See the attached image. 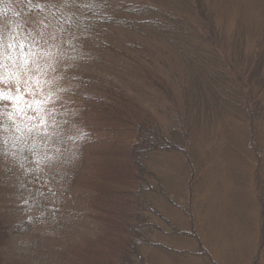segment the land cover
<instances>
[{"label": "rangeland", "instance_id": "1", "mask_svg": "<svg viewBox=\"0 0 264 264\" xmlns=\"http://www.w3.org/2000/svg\"><path fill=\"white\" fill-rule=\"evenodd\" d=\"M204 2L221 42L227 49L237 44L228 53V75L235 81L243 76L247 93L255 82L252 73L246 74L251 56L263 55L264 61V0ZM85 20L74 0H0V215L28 224L10 242V264H102L109 254L98 244L99 216L111 191L128 184L118 157L124 145L117 143L113 153L102 143L81 144L94 125L93 113H85L80 99L85 76H94L103 84L99 88L123 91L165 129L183 103L176 88L168 98L156 87V75L170 85V74L175 80L181 74L180 54L170 45L110 26L91 27ZM258 73L264 82V64ZM249 98L261 106L248 119L253 120V143L262 148L264 92L257 86ZM197 117L189 146L192 171L173 153L151 156L148 166L175 204L189 205L192 227L215 264H252L261 218L247 147L250 123L239 109L208 115L193 109L190 119ZM160 201L156 209L188 233V218ZM160 227L173 230L164 223ZM181 236H166L170 252L142 248L148 263H210L199 251L197 256L179 252L178 247L198 249L194 238Z\"/></svg>", "mask_w": 264, "mask_h": 264}, {"label": "trees", "instance_id": "2", "mask_svg": "<svg viewBox=\"0 0 264 264\" xmlns=\"http://www.w3.org/2000/svg\"><path fill=\"white\" fill-rule=\"evenodd\" d=\"M74 4L84 13L89 26H110L147 42H165L181 58V74L176 80L175 75L170 74L172 84L166 83L164 76L156 75L159 81L156 87L164 96L171 98L176 88L183 99L181 107L175 109L171 125L166 129L123 91H114L109 86L99 88L103 84L94 80V76L83 78V89H79L80 99L87 108L85 113H93V117H90L94 125L91 134H84L81 144L98 147L102 143L114 153L113 148L117 143H123L124 148L118 157L125 165L122 176L128 178V184L111 191L108 207L99 216L102 235L98 244L109 253L102 264H149L142 248L150 249L153 246L150 250L173 251L166 236L174 234L194 238L198 243L197 250L190 248L194 252L178 247L179 252L197 256L199 251L209 260L210 263L205 258L207 263L215 264L201 246L192 227L189 205L185 208L175 204L148 164L150 157L155 154L173 153L180 155L192 171L189 146L191 131L197 128L198 119H190L193 109L204 115L223 109H239L241 116L250 123L249 119H253L261 109L260 104L249 96L257 86L264 92V82L258 79V70L264 64L263 55L250 58L246 74L252 73L255 82L246 93L244 77L240 76L235 81L228 75L231 66L227 60L231 59L228 53L234 51L237 44L231 42L227 49L224 41L221 42L214 14L204 0H74ZM261 35L263 39L264 32ZM191 95V99H194L188 101ZM251 123L247 147L254 162L253 190L261 218L252 264H258L259 260L264 264V146L259 148L253 143L254 129ZM191 195L190 188L189 200ZM160 199L163 205L178 209L188 218V233L175 229L165 218L163 209L159 206L160 211L156 209V200ZM11 222L7 216L0 215V264L12 262L10 242L22 231L21 225L28 227L27 221L22 224ZM163 223L173 229L170 234L161 229L160 224ZM150 236L155 237L156 243Z\"/></svg>", "mask_w": 264, "mask_h": 264}]
</instances>
